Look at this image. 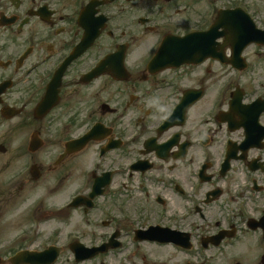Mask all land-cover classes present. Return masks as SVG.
Listing matches in <instances>:
<instances>
[{
    "label": "flooded vegetation",
    "instance_id": "flooded-vegetation-1",
    "mask_svg": "<svg viewBox=\"0 0 264 264\" xmlns=\"http://www.w3.org/2000/svg\"><path fill=\"white\" fill-rule=\"evenodd\" d=\"M40 263L264 264V0H0V264Z\"/></svg>",
    "mask_w": 264,
    "mask_h": 264
},
{
    "label": "rangeland",
    "instance_id": "rangeland-1",
    "mask_svg": "<svg viewBox=\"0 0 264 264\" xmlns=\"http://www.w3.org/2000/svg\"><path fill=\"white\" fill-rule=\"evenodd\" d=\"M254 58H255L254 60H256V56H255ZM77 219H78V218H77ZM77 222H80V221H77ZM77 226H78V225H77ZM77 226H76V227H77ZM75 230H76V229H75ZM76 231H77V232H80L79 230H76Z\"/></svg>",
    "mask_w": 264,
    "mask_h": 264
},
{
    "label": "water",
    "instance_id": "water-1",
    "mask_svg": "<svg viewBox=\"0 0 264 264\" xmlns=\"http://www.w3.org/2000/svg\"><path fill=\"white\" fill-rule=\"evenodd\" d=\"M180 44L183 45L182 42H180Z\"/></svg>",
    "mask_w": 264,
    "mask_h": 264
}]
</instances>
